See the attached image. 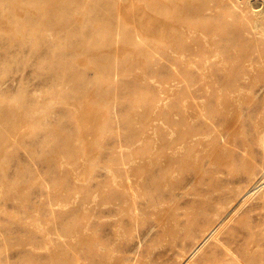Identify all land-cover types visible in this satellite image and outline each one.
Listing matches in <instances>:
<instances>
[{"label":"rangeland","instance_id":"1","mask_svg":"<svg viewBox=\"0 0 264 264\" xmlns=\"http://www.w3.org/2000/svg\"><path fill=\"white\" fill-rule=\"evenodd\" d=\"M263 36L264 0H0V264H264Z\"/></svg>","mask_w":264,"mask_h":264},{"label":"bare ground","instance_id":"2","mask_svg":"<svg viewBox=\"0 0 264 264\" xmlns=\"http://www.w3.org/2000/svg\"><path fill=\"white\" fill-rule=\"evenodd\" d=\"M236 1V0H235ZM238 1V0H237ZM249 3V2H248ZM255 10V9H254ZM148 26V25H147ZM154 26V25H153ZM253 29V28H252ZM253 30H255V29H253ZM264 37V36H263ZM246 62H253V60H252V58H250V59H247L246 60ZM245 77V76H244ZM1 132V131H0ZM0 138H1V133H0ZM1 140V139H0ZM4 140H5V138H4ZM7 140V139H6ZM212 232V231H211ZM214 232V231H213ZM217 233V232H216ZM211 234V233H210ZM210 236V235H209ZM229 254H231V253H229ZM243 264V263H242Z\"/></svg>","mask_w":264,"mask_h":264}]
</instances>
